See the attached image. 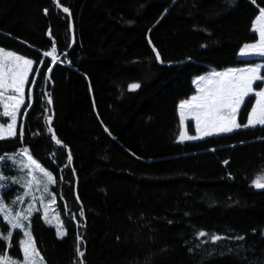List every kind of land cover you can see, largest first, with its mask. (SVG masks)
Returning <instances> with one entry per match:
<instances>
[{
    "label": "trees",
    "instance_id": "trees-1",
    "mask_svg": "<svg viewBox=\"0 0 264 264\" xmlns=\"http://www.w3.org/2000/svg\"><path fill=\"white\" fill-rule=\"evenodd\" d=\"M260 7L0 0V46L34 61L24 138L0 140V154L27 147L55 174L66 213L62 238L33 217L46 264H264V189L253 186L264 176V126L178 141V105L194 94V76L240 63V48L258 39ZM53 46L56 63L44 56ZM19 235L0 243V255H20Z\"/></svg>",
    "mask_w": 264,
    "mask_h": 264
},
{
    "label": "snow or ice",
    "instance_id": "snow-or-ice-1",
    "mask_svg": "<svg viewBox=\"0 0 264 264\" xmlns=\"http://www.w3.org/2000/svg\"><path fill=\"white\" fill-rule=\"evenodd\" d=\"M256 4V0H251ZM232 3V0H229ZM64 13H69V8L63 7ZM45 14L48 10L45 9ZM167 11V9H165ZM254 32L258 33L259 39L250 44H244L239 51L240 56H258L264 60V7L259 8V13L256 15L253 25ZM151 43V41H149ZM155 52V60H161L159 52L153 48ZM56 48L53 46L51 52H45L44 56H51L52 62L56 63L57 56L55 55ZM33 60L26 58L23 55H18L14 51H6L0 48V108H2V116L0 120L10 121L5 127L0 123V140L5 138H15L17 136V117L21 112V108L25 105V85L29 80V74L32 72ZM264 62L249 63L245 67L228 68L224 71H213L206 76L197 78V94L189 99L180 101L179 117L181 125L190 117L195 121L196 136H189L185 132H181L179 139L196 140L206 136L220 135L231 133L235 130L244 128H255L264 126V87H259V83H264ZM51 72L52 69L48 68ZM259 82V83H258ZM256 85V87H254ZM139 84L129 85L130 89L139 88ZM250 95L255 96V104L247 114V120L241 124L238 120V115L241 106L245 102V98ZM48 103L52 100L49 98ZM52 117L48 116L47 123L49 125L47 131L51 134V140L57 145H62L51 125ZM107 131V129H105ZM19 138L22 141L24 138V125L19 126ZM66 147V146H64ZM214 151V149H213ZM20 156L23 158L19 161V167L26 169V175L30 179L24 181V195H28L33 184L42 185V193L48 194L50 198L47 203H44L45 196L42 194L39 198L41 207L44 209V219L48 224L52 220L48 218V209L55 204L56 197L49 193L48 185L56 184L57 180L51 171L46 170L41 164L31 155L28 148L20 150ZM6 159H16L15 154L12 156H0V161ZM73 159L71 152H68L67 160L71 162ZM224 163H228L225 161ZM5 179L0 175V180ZM13 183H20L15 177L12 178ZM253 186L258 189H264V176H258L253 181ZM4 187V185H0ZM22 196H17L12 204L20 203ZM36 198L33 197V200ZM34 208L29 203L26 210H16L11 205L6 204L0 197V214L5 223L4 226L9 227L7 233H0V243H5L6 247L11 246V240L14 236V229L23 230V239L19 240V249L22 251V260L11 258L7 255H0V264H45L41 253L38 251L34 237L31 232L30 218L32 217ZM39 211V209H35ZM80 215L83 216V210ZM75 219V217H73ZM29 221V223H25ZM66 233L57 225V236L63 237ZM199 236H205L204 232L198 233ZM79 240L80 237H77ZM221 237L213 235L211 241L216 242ZM242 240L243 237H237ZM79 257L84 256V252L80 251L79 245L76 248ZM78 264H83L81 259Z\"/></svg>",
    "mask_w": 264,
    "mask_h": 264
},
{
    "label": "rangeland",
    "instance_id": "rangeland-1",
    "mask_svg": "<svg viewBox=\"0 0 264 264\" xmlns=\"http://www.w3.org/2000/svg\"><path fill=\"white\" fill-rule=\"evenodd\" d=\"M253 31H254V29H253ZM258 39H259V36H258ZM256 41H254V42H256ZM254 42H250V43H254ZM250 43H246V44H250ZM0 48H3V47L0 46ZM6 51H11V50H6ZM18 55H20V54H18ZM238 59L240 60V63H238V64L229 65V66H226V67H223V68H217V67L211 66L206 72L194 76L193 84H194V87H195V92L191 96L197 94L198 85H197V83H194V81H197V78L200 77V76H206V75L210 74L213 71H224V70H226L228 68L245 67L249 63H261V62H264V60H262L258 56H243L242 57V56L239 55V52H238ZM32 68H34V61H33ZM262 71H264V70H262ZM31 74H32V72L29 74V78H30ZM27 84H28V82L25 85V103L27 101V97H26ZM254 87H256V85H254ZM259 87H264V83H259ZM254 104H255V96L254 95H250L249 97L245 98V102L241 106V110H240V113L238 115V120H239V122L241 124L245 123L246 120H247V117H246L245 120H241V112H242V110L244 109V107L246 105H249L250 106L249 110H248V112H249L251 110V107ZM23 107H24V105L22 106L21 112L18 114V117H17V134L19 133V126H20V124H22V120H23L22 119V115H21ZM178 115H179V107H178ZM179 119H180V117H179ZM8 122H10V121H7L4 124L0 120V123L4 124L5 127L7 126ZM241 129H244V128H241ZM241 129H238V130H241ZM235 131H237V130H235ZM181 132H185L189 136H196L197 135L196 129H195V121L192 120L190 117L184 122L183 125H181V123H180V132H179V136H178V141L179 142H195V141H199V140H202V139L208 137V136H206V137H203L201 139L181 141L179 139ZM225 134H229V133H225ZM220 135H222V134H220ZM22 148H25V146L15 150V151H12V152H4V153L0 154V156L6 155V154L8 156H12L13 154H15V156H16V159H6L5 161H0V175L5 177V179L0 180V185H4V187H0V197L3 198V200L6 202V204L11 205L16 210H26L28 208L29 203H31L33 205L34 211H33L32 217L30 218V224H31V229L30 230H31L32 235H33V231H32V220H33V217L36 214H40L42 220L45 222L44 209L41 207V204L39 202V198L43 194L42 193V185L38 186L36 184H33L32 188L30 190V193L28 195H24L23 194L24 193V187H23L24 181L30 179V177H28L26 175V172H27L26 169H21L19 167V161L21 159H23L20 156V150ZM35 159L41 164L42 167H44L48 171H51L49 168L44 166L37 158H35ZM52 174L56 178V176H55V174L53 172H52ZM14 177L17 180H19L20 183H13L12 178H14ZM56 180H57V178H56ZM48 188H49V193L54 195L56 197V199H55V204L50 206L49 209H48V218L52 220V223L48 224V223L45 222V224H47L48 226L53 227L56 230V232H57V225H59L60 229L62 231H64L65 233H67V229H66V226H65V215H66V213L62 209L61 203H60V199H59V184H58V180H57L56 184L48 185ZM43 195L45 196L44 203H47V200L50 198V196L48 194H43ZM17 196H22V199H21L20 203L12 204V202L15 200V198ZM33 197H35L36 199L33 200ZM35 209H39V211H35ZM5 223L6 222H4L3 219H2V214H0V233H7V231H9V227L8 226H4ZM25 223L27 224V223H29V221H26ZM12 231L13 232H18L20 234L19 235V239L20 240L24 238L23 237V230L14 229ZM33 237H34V235H33ZM60 238H62V237H60ZM34 240H35V238H34ZM35 243H36V240H35ZM36 246H37V244H36ZM37 249H38V247H37ZM38 251L40 252L39 249H38ZM4 255H7V256H9L11 258H15L17 260H22V251L21 250H20V255L19 256L11 254L10 252L5 253ZM42 257H43V255H42ZM43 260H44V262L46 264V261H45L44 257H43Z\"/></svg>",
    "mask_w": 264,
    "mask_h": 264
},
{
    "label": "water",
    "instance_id": "water-1",
    "mask_svg": "<svg viewBox=\"0 0 264 264\" xmlns=\"http://www.w3.org/2000/svg\"><path fill=\"white\" fill-rule=\"evenodd\" d=\"M58 62V61H57Z\"/></svg>",
    "mask_w": 264,
    "mask_h": 264
}]
</instances>
